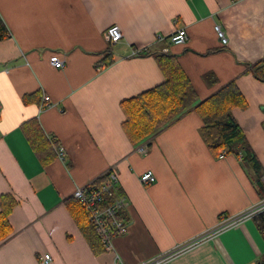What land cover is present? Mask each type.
<instances>
[{
	"label": "crops",
	"instance_id": "obj_1",
	"mask_svg": "<svg viewBox=\"0 0 264 264\" xmlns=\"http://www.w3.org/2000/svg\"><path fill=\"white\" fill-rule=\"evenodd\" d=\"M0 17L9 34L0 40V195L17 201L8 216L11 233L0 240V264H38L43 253L52 256L49 264H139L264 196L243 151L209 149L195 109L134 145L120 107L164 81L148 52L175 54L196 103L234 83L241 102L232 115L264 175V81L251 72L264 58V0H0ZM111 24L122 32L115 44L104 38ZM181 27L185 43L172 44ZM52 54L64 56L62 68L50 64ZM31 119L55 153L46 163L21 129ZM111 166L128 200L129 225L113 237L112 250L94 254L66 204L75 186L100 182ZM146 170L156 180L144 185L138 177ZM263 256L251 219L167 264H256Z\"/></svg>",
	"mask_w": 264,
	"mask_h": 264
},
{
	"label": "trees",
	"instance_id": "obj_2",
	"mask_svg": "<svg viewBox=\"0 0 264 264\" xmlns=\"http://www.w3.org/2000/svg\"><path fill=\"white\" fill-rule=\"evenodd\" d=\"M8 35V29L0 17V40L7 38ZM106 51H110V48ZM148 54L156 61L164 75V81L120 101V107L125 115L121 125L129 141L134 145L138 144L192 108L202 120L200 133L209 149L217 155L220 152L238 155L243 151L259 179L262 170L258 169V161L254 154L247 152L244 134L232 115V109L241 102L240 93L234 83H228L196 103L197 92L180 66L177 55L162 51ZM108 57L110 53L104 59ZM251 72L258 80L264 81V58L251 65ZM21 129L42 162L46 163L54 158L55 153L36 119L24 122ZM16 203L12 195H0V240L11 233L8 216ZM66 205L93 253L103 252L104 248L85 209L73 198L68 200ZM253 220L264 240V212L255 216Z\"/></svg>",
	"mask_w": 264,
	"mask_h": 264
},
{
	"label": "built area",
	"instance_id": "obj_3",
	"mask_svg": "<svg viewBox=\"0 0 264 264\" xmlns=\"http://www.w3.org/2000/svg\"><path fill=\"white\" fill-rule=\"evenodd\" d=\"M213 28L220 43L222 45L227 44L228 38L221 26L216 23ZM104 38L109 44L117 43L122 38L120 26L117 24L109 25L104 31ZM156 38L160 39L159 36ZM186 39L187 32L184 27L176 29L170 35V42L175 45L185 43ZM137 52L138 50H133V54ZM49 62L56 68H62L65 65V58L64 56L62 57L57 54H52L49 56ZM43 101L46 107L53 105L48 95L43 96ZM52 146L56 150V155L63 160L64 151L53 141ZM138 151L143 153L145 151V146H140ZM100 177L101 180L98 183L93 181L85 185L75 186L71 197L79 202V204L85 209L88 219L98 235L104 250L110 251L113 249V237L121 235L127 231L129 221L125 218V212L128 207V200L126 195L120 190L117 172L113 166L104 171ZM138 178L144 185L151 184L156 180L155 175L151 170L142 172ZM259 180L264 182V175L260 176ZM263 212L264 196L234 215L220 216L219 220L212 228H209L184 242L176 244L172 248L139 264H167L170 260L187 250L203 243L204 241L214 238L231 227L244 221L251 220ZM51 260L52 256L49 253H43L37 257L38 264H49Z\"/></svg>",
	"mask_w": 264,
	"mask_h": 264
},
{
	"label": "water",
	"instance_id": "obj_4",
	"mask_svg": "<svg viewBox=\"0 0 264 264\" xmlns=\"http://www.w3.org/2000/svg\"><path fill=\"white\" fill-rule=\"evenodd\" d=\"M262 110L264 111V106L262 107ZM256 264H264V256L260 261H258Z\"/></svg>",
	"mask_w": 264,
	"mask_h": 264
}]
</instances>
